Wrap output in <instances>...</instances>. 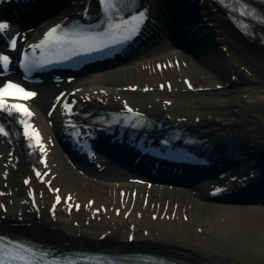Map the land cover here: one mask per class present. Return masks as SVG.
<instances>
[{"label":"bare ground","instance_id":"bare-ground-1","mask_svg":"<svg viewBox=\"0 0 264 264\" xmlns=\"http://www.w3.org/2000/svg\"><path fill=\"white\" fill-rule=\"evenodd\" d=\"M94 1H69V5L57 10L54 17L62 22L83 13L88 6L93 11ZM195 1L142 0V4L153 7L152 15L156 17L160 13L157 14L155 9L167 6L168 13L176 21L184 11L199 19L207 32V37L199 38V55L203 63L211 64L210 68H202L193 56L186 63L179 62L176 54L183 52L174 46L170 53L157 52L152 47L143 61L87 77L80 90L67 95L65 100L74 112L81 109L125 110L130 106L161 121L185 119L194 133L219 150L225 163L232 162L224 166L228 168L226 172L230 168L235 172L226 177L227 183L222 182L236 190L232 196H240L237 197L240 201L198 202L203 209L216 208L225 220L214 217L210 223H202L192 216L184 221L152 213L144 207L141 198L134 200L128 196L126 187L129 183L124 179L127 177L122 178L103 167L95 170L97 176L86 177L103 185L102 188L91 191L86 182L69 180L64 164L52 147L57 144V119L62 112L60 104L63 100L57 102L58 87L45 83L38 87L36 97L31 101L35 117L30 121L41 131L43 143L48 145L47 151L39 154L36 150V155L28 156L23 140L0 134L1 230L31 240L50 241L57 247L71 250L156 252L180 258L186 264H264V227L251 222L240 223L236 219L239 214L264 213V43L242 34L230 22L227 12L215 3ZM159 17L164 15L161 13ZM40 25L33 33L25 34L23 40L39 39ZM163 43L168 44V40ZM224 48H227L226 52ZM130 66L139 71L103 78ZM142 66L147 68L141 71ZM161 84L165 85L164 90H161ZM11 117L9 112L1 113L0 121L8 126ZM50 122L54 123L53 127ZM86 125L101 140L106 138L98 126ZM112 150L115 151L113 154H119L117 149ZM36 170L41 173L39 178L35 176ZM48 171H51L49 176ZM27 179L36 190L38 210L28 199L29 187L24 185ZM211 180L215 183L219 179ZM160 181L162 184H156L158 189L172 193L186 191L183 186ZM205 181L200 182V186L209 189V183L213 182ZM242 188L249 190L242 191ZM67 196L72 199L69 204ZM245 197L250 201L245 203ZM57 204L56 213L51 212ZM71 204L79 205V209H71ZM154 215H158L156 220Z\"/></svg>","mask_w":264,"mask_h":264},{"label":"rangeland","instance_id":"rangeland-1","mask_svg":"<svg viewBox=\"0 0 264 264\" xmlns=\"http://www.w3.org/2000/svg\"><path fill=\"white\" fill-rule=\"evenodd\" d=\"M55 19L56 17H54V14H50L47 16V18H45L43 23L45 22L48 25H50L51 23L52 24L55 23L56 21ZM139 59L140 58H137V61H139ZM146 68H147L146 66L144 67L142 66L141 71ZM132 73L136 74L137 70L132 71ZM123 75L124 73H120V74L115 73L113 76H110L107 78L118 77V76L121 77ZM65 167H66L67 177L69 178V180H73V179L82 180L88 184V190H91V191H94L97 188L103 187V185H101L100 183H95L92 180L76 177V175L72 173V171H70L66 165ZM189 187L190 188H186V191L176 190L177 192L175 196L171 198L163 197V196H159V197L146 196L144 197V199L148 200L150 204L144 203V207L152 211V213H156V212L161 213L163 214V216H166L165 218L169 217V218H172L173 220L176 218H179L184 221H187L188 218H190L191 216L194 217L196 220L201 221L202 223L203 222L210 223L214 219V217L218 218L219 221L225 220L222 213L216 210V208L209 207L207 209H203L202 207L198 205L199 201H207L205 197L206 193H204L203 189L197 188L194 184ZM157 217L158 215H154L155 220L157 219ZM236 219L240 221V223H245V222L250 223L251 222L258 226L264 227V215L253 214V213L239 214V216ZM200 232H202V229H200Z\"/></svg>","mask_w":264,"mask_h":264},{"label":"snow or ice","instance_id":"snow-or-ice-1","mask_svg":"<svg viewBox=\"0 0 264 264\" xmlns=\"http://www.w3.org/2000/svg\"><path fill=\"white\" fill-rule=\"evenodd\" d=\"M103 2L105 4H107L109 2V0H103ZM8 25L7 24H0V31H3L5 29H7ZM56 29H52L50 30L47 34H46V37H52L55 33H56ZM12 46L14 47L15 46V41H12ZM7 62H8V57L7 56H2L0 55V65H2L3 67H6L7 66ZM189 87H191V84H189ZM15 88L18 92H21L23 93L24 90L23 89H20L18 88V86L16 85H13V84H8L6 86V88H3V89H0V108H4L5 107V103H4V96L5 94L7 93V90L8 89H13ZM35 95V93H25V96H33ZM12 107H16L17 110L19 111V106H12ZM129 111H132L131 108L128 109ZM24 111L27 113V115H31L30 112H28L27 109H24ZM0 134L2 135H7L8 133L4 131L3 128H0ZM37 175H39V173H37ZM58 191V190H57ZM68 199H71V197H69ZM60 198L57 197V202H59ZM3 250H0V252H2ZM0 264H7V262L5 261L4 257L2 255H0Z\"/></svg>","mask_w":264,"mask_h":264}]
</instances>
